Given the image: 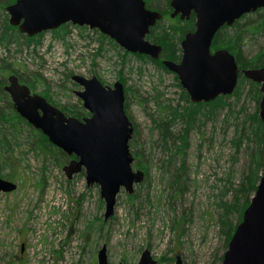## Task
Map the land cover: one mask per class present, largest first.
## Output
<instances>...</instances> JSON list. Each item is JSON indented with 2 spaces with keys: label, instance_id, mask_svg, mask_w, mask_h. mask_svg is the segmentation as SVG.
I'll return each instance as SVG.
<instances>
[{
  "label": "rangeland",
  "instance_id": "rangeland-1",
  "mask_svg": "<svg viewBox=\"0 0 264 264\" xmlns=\"http://www.w3.org/2000/svg\"><path fill=\"white\" fill-rule=\"evenodd\" d=\"M86 28L80 35L69 26L62 39L45 31L38 44L16 53L0 47V57L13 61L19 75L40 78L33 92L46 88L51 99L68 108L81 105L74 93L81 87L72 75L96 76L109 86L120 81L133 126L129 151L139 150L144 179L134 185L133 200L122 188L112 215L104 219L99 187L86 184L83 170L67 178L62 167L69 159L58 163L38 152L26 127L15 138L7 132L8 142L0 143V177L16 188L0 193V264H96L102 245L109 264H136L144 249L156 264H177L176 256L178 264H220L226 247L217 203L228 180L237 183L245 161L243 148L231 145L232 122L205 121L200 130L189 129L188 147L174 155L160 141L156 120L162 109L156 100L164 106L184 104L175 75L133 56L122 59L123 49L107 42L100 46L93 29ZM245 39V58L264 50V28ZM246 106L253 109L250 102ZM179 167L183 185L177 192L170 182Z\"/></svg>",
  "mask_w": 264,
  "mask_h": 264
},
{
  "label": "water",
  "instance_id": "water-1",
  "mask_svg": "<svg viewBox=\"0 0 264 264\" xmlns=\"http://www.w3.org/2000/svg\"><path fill=\"white\" fill-rule=\"evenodd\" d=\"M169 5L170 17L184 19L193 12L195 21L194 29L179 42V60L161 59L162 64L177 76L191 102L232 93L237 63L226 48L210 49L213 36L222 25L229 26L243 14L264 7V0H169ZM4 9L8 22L27 36L71 23L97 29L127 52L157 59L161 50L146 35L162 15L146 7L144 0H14ZM242 74L259 83L258 115L264 120V66L243 69ZM71 79L81 87L74 93L89 113L82 118L66 114L32 92L14 73L7 76L4 91L18 115L66 155H73L62 167L66 177L83 170L86 184L98 185L106 219L113 213L120 190L130 194L144 179L143 171L132 167L128 142L133 126L123 108V85L118 80L104 85L96 76L74 74ZM15 188L16 184L0 177V193ZM176 259L178 264L179 256ZM96 264H109L105 245L97 251ZM136 264H156V260L144 249ZM220 264H264V169Z\"/></svg>",
  "mask_w": 264,
  "mask_h": 264
},
{
  "label": "trees",
  "instance_id": "trees-1",
  "mask_svg": "<svg viewBox=\"0 0 264 264\" xmlns=\"http://www.w3.org/2000/svg\"><path fill=\"white\" fill-rule=\"evenodd\" d=\"M13 1L14 0H0V47H2L5 52L13 48L16 53V51H21V48L24 46L28 47L31 43L38 44L37 38L42 35L43 32L27 36L20 33L17 26L11 25L8 22V16L4 8ZM144 1L148 8L157 9L163 13V17L149 28V32L146 35V38L150 42L161 46L157 59L143 54L122 50L114 40L100 33L97 29H93L91 32L96 34L100 46L103 42H107L114 49L118 48L122 50V59L133 56L142 60L144 63L149 62L155 65V67L160 70L169 71L162 64L161 59L172 61L179 60V42L185 32L194 28V15L191 13L188 19H180L178 16L170 17V7L167 3L169 0ZM69 26L77 28L80 35L83 30L87 29L86 26L64 23L51 30L53 37L62 39L64 35L68 33ZM263 28L264 7L243 14L237 21H234L231 26L222 25L213 36L210 49L226 48L234 55L239 68L237 82L232 93L220 94L210 101L191 102L188 94L180 86L177 76L175 75L174 78L177 82V86L181 88V98H183L184 104L180 105L176 103V105L164 106L156 100V105L162 109L160 111L164 114L162 115L159 113L158 119L156 120V128H158L159 131L160 141L162 145L166 146L174 155H181L188 147L189 129L195 128L196 130H200L205 121L214 122L218 119H222L226 122H232L234 135L233 138L231 137V145L235 150H242L243 148L245 161L242 165V171L237 183L232 184V182L228 180L225 189L220 191L219 201L217 203L219 211L217 221L220 232L224 236L225 247L227 246L236 224L240 221L242 211L248 204L249 198L253 194L259 177L264 169V120H261L258 115V103L261 97L259 84L247 79L241 73L242 69L264 65V50H260L250 59L245 58L242 51L246 43L245 37L249 34L260 32ZM121 72L122 71H118V78L123 76ZM12 73L17 76L20 82L26 84L31 91H34L36 84H39L41 81L37 76L28 79L27 77L19 75L18 69L14 68L13 61H10L7 56L3 58L0 57V100L2 102L0 106V143H4V141L8 142L6 137L7 132L15 138L23 127H26L36 138L34 144L38 152L45 156L51 155L55 157L58 163L73 158V155L68 156L58 147L51 144L40 130L33 128L15 112L8 94L4 91L6 78ZM68 78L70 77L66 75L65 79L68 80ZM123 92L125 99V91L123 90ZM40 94L66 114L77 118H82L89 114L88 111L83 108L81 102L78 108H68L65 105H59L56 101L51 99L48 89L45 88L40 91ZM246 99L253 105V109L246 106L248 103ZM178 125L179 128L176 129L175 132H171L173 128L175 126L178 127ZM132 135L129 140H133ZM128 146L129 148L131 147L129 142ZM131 155L133 157V167L135 169H142L145 174L146 166L141 159L139 150H132ZM45 156L42 157L45 158ZM181 168L179 167L171 173L170 184H174L177 188V192L183 185H180L179 182L183 175V170ZM16 170H19V168L17 167ZM132 194L133 192L128 194V197L133 200L135 196ZM231 216H236L235 222L231 221ZM221 257L222 255L218 258L219 261Z\"/></svg>",
  "mask_w": 264,
  "mask_h": 264
},
{
  "label": "flooded vegetation",
  "instance_id": "flooded-vegetation-1",
  "mask_svg": "<svg viewBox=\"0 0 264 264\" xmlns=\"http://www.w3.org/2000/svg\"><path fill=\"white\" fill-rule=\"evenodd\" d=\"M167 3H168V5H169V1H168ZM146 7H147V6H146ZM169 7H170V5H169ZM153 10H157V9H153ZM157 11H159V10H157ZM171 11H172V9H171V7H170V12H171ZM159 12H160V11H159ZM170 12H169V13H170ZM252 12H253V11H252ZM160 13H161V15H162V17H163V13H162V12H160ZM191 13L194 15L193 12H190L188 18L190 17ZM162 17H161V18H162ZM240 17H241V16H240ZM240 17H239V18H240ZM161 18H160V19H161ZM188 18H184V19H188ZM239 18H238V19H239ZM193 19H194V21H195V17H194V16H193ZM238 19H236V20H234V21H237ZM234 21H233V23H234ZM233 23H232V24H233ZM232 24H231V25H232ZM231 25H229V26H231ZM227 26H228V25H227ZM193 29H194V28H193ZM193 29H192V30H193ZM189 31H190V30H189ZM217 49H218V48H217ZM213 50H215V49H212V51H213ZM262 66H264V65H262ZM237 67H238V66H237ZM246 69H247V68H246ZM242 71H243V69L241 70V73H242ZM238 72H239V68H238ZM237 78H238V77H237Z\"/></svg>",
  "mask_w": 264,
  "mask_h": 264
},
{
  "label": "bare ground",
  "instance_id": "bare-ground-1",
  "mask_svg": "<svg viewBox=\"0 0 264 264\" xmlns=\"http://www.w3.org/2000/svg\"><path fill=\"white\" fill-rule=\"evenodd\" d=\"M218 29H219V28H218ZM218 29H217V30H218Z\"/></svg>",
  "mask_w": 264,
  "mask_h": 264
}]
</instances>
